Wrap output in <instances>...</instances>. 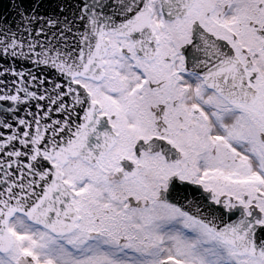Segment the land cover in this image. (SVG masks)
<instances>
[{"label": "snow or ice", "instance_id": "obj_1", "mask_svg": "<svg viewBox=\"0 0 264 264\" xmlns=\"http://www.w3.org/2000/svg\"><path fill=\"white\" fill-rule=\"evenodd\" d=\"M9 7L0 264H264V0Z\"/></svg>", "mask_w": 264, "mask_h": 264}, {"label": "water", "instance_id": "obj_2", "mask_svg": "<svg viewBox=\"0 0 264 264\" xmlns=\"http://www.w3.org/2000/svg\"><path fill=\"white\" fill-rule=\"evenodd\" d=\"M33 0H25L26 6H30ZM78 0H40L42 7L40 11L44 14L54 13L56 5L60 3L72 4L76 3ZM0 20L6 21L15 26L16 16L15 13L9 7V0H0Z\"/></svg>", "mask_w": 264, "mask_h": 264}]
</instances>
